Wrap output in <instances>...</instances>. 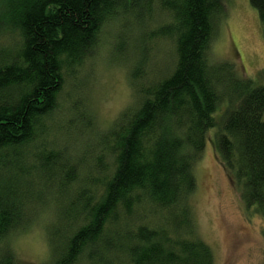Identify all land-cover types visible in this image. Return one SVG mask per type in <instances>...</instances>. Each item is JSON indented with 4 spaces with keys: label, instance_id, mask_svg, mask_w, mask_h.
Listing matches in <instances>:
<instances>
[{
    "label": "trees",
    "instance_id": "16d2710c",
    "mask_svg": "<svg viewBox=\"0 0 264 264\" xmlns=\"http://www.w3.org/2000/svg\"><path fill=\"white\" fill-rule=\"evenodd\" d=\"M224 1L0 0V264L41 218L45 264H213L189 202L207 142L264 218V81L211 57ZM110 23L135 99L102 130L65 89Z\"/></svg>",
    "mask_w": 264,
    "mask_h": 264
},
{
    "label": "rangeland",
    "instance_id": "374dc122",
    "mask_svg": "<svg viewBox=\"0 0 264 264\" xmlns=\"http://www.w3.org/2000/svg\"><path fill=\"white\" fill-rule=\"evenodd\" d=\"M223 4L211 57L230 62L247 78L264 81V32L257 12L249 0H225ZM115 28L112 23L103 27L96 60L77 74L75 85L72 81L65 89L71 101L77 98L89 106L102 130L135 99L129 84L130 69L116 51L117 44L128 49L131 43L125 36L118 38ZM61 113L67 114L64 107ZM194 174L197 186L189 202L197 236L211 247L213 264H264V218L245 206L208 142ZM43 222L41 218L27 232L9 237L18 264L46 263L49 250Z\"/></svg>",
    "mask_w": 264,
    "mask_h": 264
}]
</instances>
